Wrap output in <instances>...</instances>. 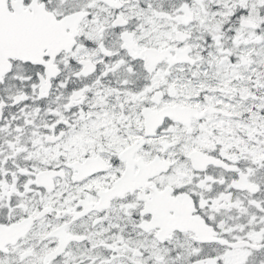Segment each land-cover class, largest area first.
Returning <instances> with one entry per match:
<instances>
[{"label": "snow or ice", "instance_id": "snow-or-ice-1", "mask_svg": "<svg viewBox=\"0 0 264 264\" xmlns=\"http://www.w3.org/2000/svg\"><path fill=\"white\" fill-rule=\"evenodd\" d=\"M0 264H264V0H0Z\"/></svg>", "mask_w": 264, "mask_h": 264}]
</instances>
